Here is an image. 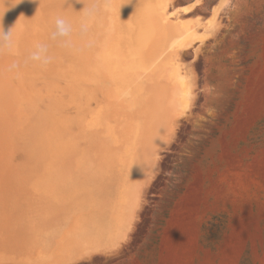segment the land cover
I'll use <instances>...</instances> for the list:
<instances>
[{"label": "bare ground", "instance_id": "1", "mask_svg": "<svg viewBox=\"0 0 264 264\" xmlns=\"http://www.w3.org/2000/svg\"><path fill=\"white\" fill-rule=\"evenodd\" d=\"M176 3L0 0V25L7 30L17 23L14 54L0 55V176L18 179L21 197L13 205L36 212L8 214L2 222L0 249L8 250L1 260L69 264L112 251L127 237L137 202L131 175L147 155L151 164L156 160L144 146L174 134L198 98V81L180 62L194 29L171 17L199 3ZM56 16L77 31L72 46L54 45L55 62L40 68L28 55L34 42L51 43ZM83 22L86 35L79 32ZM16 147L26 152L19 160L11 156Z\"/></svg>", "mask_w": 264, "mask_h": 264}, {"label": "rangeland", "instance_id": "2", "mask_svg": "<svg viewBox=\"0 0 264 264\" xmlns=\"http://www.w3.org/2000/svg\"><path fill=\"white\" fill-rule=\"evenodd\" d=\"M198 3L171 17L194 29L180 62L198 98L177 133L144 146L156 160L147 155L131 175L137 202L127 237L72 264H264V0ZM18 147L14 160L26 154ZM17 180L0 176V226L8 214L36 213L13 205Z\"/></svg>", "mask_w": 264, "mask_h": 264}, {"label": "clouds", "instance_id": "3", "mask_svg": "<svg viewBox=\"0 0 264 264\" xmlns=\"http://www.w3.org/2000/svg\"><path fill=\"white\" fill-rule=\"evenodd\" d=\"M85 15L89 18L93 15V10L84 8ZM15 23L5 30L4 25H0V55L4 53L14 54L16 49V41L14 39V32L16 28ZM89 25L83 22L79 25V32L81 35L88 33ZM77 31L76 26L71 20L64 16H56L53 20V27L49 33V41H36L28 55V60L34 62L40 68H47L55 62V54L53 46L57 47H71L73 44V34ZM13 69H18V64L11 65Z\"/></svg>", "mask_w": 264, "mask_h": 264}, {"label": "crops", "instance_id": "4", "mask_svg": "<svg viewBox=\"0 0 264 264\" xmlns=\"http://www.w3.org/2000/svg\"><path fill=\"white\" fill-rule=\"evenodd\" d=\"M97 252H94L93 254H95ZM9 255H12V253H8ZM7 261L9 264H16V263H21V264H24L23 262H18V261H15V260H10V259H7V260H1L0 259V264H4V262ZM9 261H11L12 263H10ZM73 262L69 263V264H72ZM7 264V263H5ZM25 264H31V263H25Z\"/></svg>", "mask_w": 264, "mask_h": 264}]
</instances>
